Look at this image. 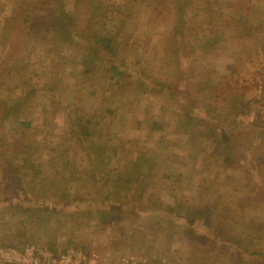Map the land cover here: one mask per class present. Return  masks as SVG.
Masks as SVG:
<instances>
[{
    "label": "rangeland",
    "instance_id": "1",
    "mask_svg": "<svg viewBox=\"0 0 264 264\" xmlns=\"http://www.w3.org/2000/svg\"><path fill=\"white\" fill-rule=\"evenodd\" d=\"M12 244L264 264V0H0Z\"/></svg>",
    "mask_w": 264,
    "mask_h": 264
},
{
    "label": "built area",
    "instance_id": "2",
    "mask_svg": "<svg viewBox=\"0 0 264 264\" xmlns=\"http://www.w3.org/2000/svg\"><path fill=\"white\" fill-rule=\"evenodd\" d=\"M97 255H85L78 249L54 253L47 248L28 245L22 250L0 245V263L4 264H97Z\"/></svg>",
    "mask_w": 264,
    "mask_h": 264
},
{
    "label": "trees",
    "instance_id": "3",
    "mask_svg": "<svg viewBox=\"0 0 264 264\" xmlns=\"http://www.w3.org/2000/svg\"><path fill=\"white\" fill-rule=\"evenodd\" d=\"M190 1H191V0H190ZM186 2H187V1H185L184 3L186 4ZM15 18H17V19H16L17 26H19L21 20H22V22L25 23V24H26L27 22H29V20H30L29 17H21V16L19 15V12L16 11V10L12 11V14H11V18H10V20L15 19ZM20 18H21V19H20ZM10 20H9V21H10ZM60 29H61V30H58V34H59L62 38H64V37H65L66 30H65L64 27H62V28H60ZM68 35H69V33H68ZM5 246H11V247H14V248H16V249L22 250V248H21L20 246H17V245H15V244H12V245H5ZM50 250L53 251V249H51V248H50ZM53 252H55V251H53ZM55 253H56V252H55Z\"/></svg>",
    "mask_w": 264,
    "mask_h": 264
}]
</instances>
